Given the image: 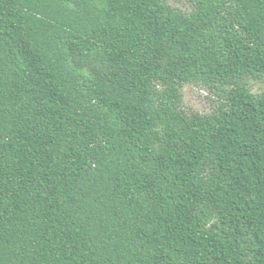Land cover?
I'll use <instances>...</instances> for the list:
<instances>
[{
	"label": "trees",
	"instance_id": "trees-1",
	"mask_svg": "<svg viewBox=\"0 0 264 264\" xmlns=\"http://www.w3.org/2000/svg\"><path fill=\"white\" fill-rule=\"evenodd\" d=\"M170 1L0 0V264H264V0Z\"/></svg>",
	"mask_w": 264,
	"mask_h": 264
},
{
	"label": "rangeland",
	"instance_id": "rangeland-1",
	"mask_svg": "<svg viewBox=\"0 0 264 264\" xmlns=\"http://www.w3.org/2000/svg\"><path fill=\"white\" fill-rule=\"evenodd\" d=\"M171 4L183 9L185 5L182 2L170 1ZM251 86L253 92L264 91V78L252 79ZM215 96L212 92L203 86L185 85L183 88V105L187 109H193L201 113L210 112L212 110Z\"/></svg>",
	"mask_w": 264,
	"mask_h": 264
}]
</instances>
